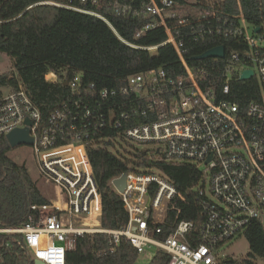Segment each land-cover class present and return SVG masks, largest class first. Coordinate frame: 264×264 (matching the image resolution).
Segmentation results:
<instances>
[{
  "label": "built area",
  "instance_id": "2783aa9c",
  "mask_svg": "<svg viewBox=\"0 0 264 264\" xmlns=\"http://www.w3.org/2000/svg\"><path fill=\"white\" fill-rule=\"evenodd\" d=\"M41 3L94 14L110 24L93 10L53 0ZM237 5L235 13L215 7L184 15L175 0L162 4L150 0L134 9L136 16H153L137 37L161 25L167 39L141 46L117 34L119 38L152 54L161 45L172 44L184 67L182 74L172 76L156 66L130 74L119 88L94 91V84L85 86L78 72L67 81L73 97L46 119L22 84L1 96L0 136L26 127V119L30 120L34 143L29 146L39 175L57 196L51 203L32 206L38 215L0 232L21 234L20 245L45 264H67V253L76 246L77 237L93 233L109 235L114 244L125 238L139 253L152 247L162 250L169 256L168 264H264L248 238L254 221L264 225V22L249 21L242 0ZM169 19L176 21L174 27ZM183 27L192 30L197 42L215 36L234 41L229 53L225 47L224 58H212L213 63L224 61L220 93L211 80L206 87L202 84L211 64L195 69L187 62L184 42L177 37ZM246 70L253 72L249 79L256 80L259 94L243 109L230 97L232 81L241 80ZM45 79L57 82L59 77L50 72ZM121 137L135 146L151 145L140 149L161 160L200 168L196 194L183 191L160 169L133 168L124 172V191L114 184L119 176L110 181L128 212L127 225L109 229L86 222L89 217L100 219L102 213L88 146ZM106 151L112 153V147ZM194 196L201 213L199 227L195 219L181 216L184 204Z\"/></svg>",
  "mask_w": 264,
  "mask_h": 264
},
{
  "label": "trees",
  "instance_id": "16d2710c",
  "mask_svg": "<svg viewBox=\"0 0 264 264\" xmlns=\"http://www.w3.org/2000/svg\"><path fill=\"white\" fill-rule=\"evenodd\" d=\"M43 1L48 0H0V52L14 60L13 69L0 74V97L6 92L18 90L22 84L46 119L53 109L73 97L65 82L78 72L82 73L85 86L94 84V91L119 88L130 74L151 67L163 66L172 76L184 72L172 44L161 45L157 53L152 54L127 45L118 36L141 46L161 44L167 39L165 28L161 25L136 36L153 16H136L134 9L149 4L150 0H105L104 6L94 5L90 0H53L96 11L105 16L112 26L94 14L41 3ZM156 1L162 4L163 0ZM175 1L180 4L179 9L184 15L203 13L215 7L233 13L239 11L237 0ZM242 4L249 21L264 22V0H242ZM169 24L174 27L176 21L169 19ZM177 37L184 42V56L193 68L211 64L202 84L206 87L211 80L214 89L220 93L224 61L213 63L212 58L201 60L196 57L219 45H224L229 53L234 41L215 36L206 42H197L192 30L187 27L180 28ZM50 72L58 74L57 82L46 81L45 76ZM258 94L255 79L232 81L230 98L237 101L241 108H246ZM122 140L121 137L116 141L106 140L103 145L88 146L90 163L102 197L103 228L122 229L128 222L129 215L119 193L108 184L121 166L123 172L133 168L160 169L183 191L196 194V187L202 179V171L196 165L161 160L158 155H150ZM107 147H112L113 152H107ZM12 148L6 135H1L0 229L20 226L31 214L38 215L32 206L51 203L28 167L8 155ZM182 210L183 218L195 219L197 227L200 226L201 213L195 196L190 204H184ZM248 238L254 255L264 258V225L254 221ZM22 240L19 233L0 232V264H34L30 253L20 245ZM138 256L137 249L125 238L114 244L110 242L109 235L93 233L77 237L76 246L67 253V264H135ZM168 261V254L158 250L149 264H168Z\"/></svg>",
  "mask_w": 264,
  "mask_h": 264
},
{
  "label": "rangeland",
  "instance_id": "374dc122",
  "mask_svg": "<svg viewBox=\"0 0 264 264\" xmlns=\"http://www.w3.org/2000/svg\"><path fill=\"white\" fill-rule=\"evenodd\" d=\"M196 1L197 0H187V2H189V3H194ZM209 1L215 2L217 0H209ZM13 67H14L13 58L4 52H0V74L12 70ZM136 146H135L136 148H147V146L150 147L151 145H149V144L148 145L137 144ZM8 155L17 163L25 164L28 167L33 178L36 180L37 185L39 186L42 193L45 194L52 202L54 200H56V196H57L56 190L51 185H47L41 179L39 172H38V168H37L36 157H35L32 149L29 145L23 144V145L13 147L9 151ZM121 168H122V166H121ZM121 168L119 169V172L115 176L120 177L124 173L123 171H121L122 170ZM108 184L110 185V182H108ZM87 221L90 223L101 226V218L99 219L97 217H89L86 220V222ZM6 233H10V232L6 231ZM156 252H157V250L153 247L152 248H146L143 252L139 253V256H138L135 264H149L150 261L152 260V258L155 256Z\"/></svg>",
  "mask_w": 264,
  "mask_h": 264
},
{
  "label": "water",
  "instance_id": "95a60500",
  "mask_svg": "<svg viewBox=\"0 0 264 264\" xmlns=\"http://www.w3.org/2000/svg\"><path fill=\"white\" fill-rule=\"evenodd\" d=\"M257 30H259V27L257 28ZM215 57H218V58L225 57V46L224 45H219L211 49H208L201 55L197 56L196 58L204 60V59L215 58ZM252 74L253 72L251 70L244 71V73L241 75V80H247L251 78ZM65 84L67 85L68 83L65 82ZM26 124H27L26 127L15 128L6 135L12 147H16V146L23 145V144L32 145L34 143V137L30 134L29 125L31 124V122L29 119H26ZM126 179H127V174L123 173L120 177L114 180V184L117 186V188L120 191H124L125 186H126ZM34 264H45V263L39 259H35Z\"/></svg>",
  "mask_w": 264,
  "mask_h": 264
},
{
  "label": "bare ground",
  "instance_id": "6f19581e",
  "mask_svg": "<svg viewBox=\"0 0 264 264\" xmlns=\"http://www.w3.org/2000/svg\"><path fill=\"white\" fill-rule=\"evenodd\" d=\"M112 181V180H111ZM113 187V186H112ZM114 188V187H113ZM115 189V188H114ZM116 190V189H115ZM120 195V194H119Z\"/></svg>",
  "mask_w": 264,
  "mask_h": 264
}]
</instances>
